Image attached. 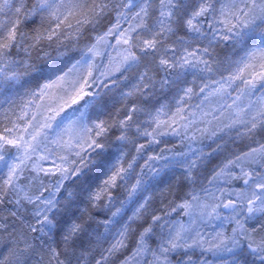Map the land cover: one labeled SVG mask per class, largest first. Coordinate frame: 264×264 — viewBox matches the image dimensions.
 <instances>
[{
	"label": "snow or ice",
	"instance_id": "6c2138e0",
	"mask_svg": "<svg viewBox=\"0 0 264 264\" xmlns=\"http://www.w3.org/2000/svg\"><path fill=\"white\" fill-rule=\"evenodd\" d=\"M0 264H264V0H0Z\"/></svg>",
	"mask_w": 264,
	"mask_h": 264
}]
</instances>
